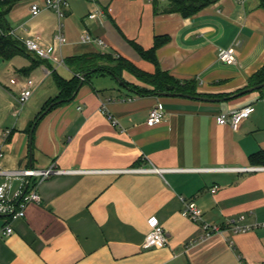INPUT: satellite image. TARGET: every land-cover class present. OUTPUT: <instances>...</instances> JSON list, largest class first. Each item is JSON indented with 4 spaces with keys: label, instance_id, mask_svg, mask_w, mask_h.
<instances>
[{
    "label": "crops",
    "instance_id": "obj_1",
    "mask_svg": "<svg viewBox=\"0 0 264 264\" xmlns=\"http://www.w3.org/2000/svg\"><path fill=\"white\" fill-rule=\"evenodd\" d=\"M43 1L30 0L28 16L15 27L9 23L20 36L40 34L52 51L56 13H31V6ZM168 4L71 0L62 19L68 39L59 51L64 59L108 53L151 74L160 68L219 100L141 94L139 88L151 86L128 70L121 76L129 86L109 72L94 74L73 100L53 107L38 122L32 162L29 125L58 88L54 96L45 90L38 105L24 114L23 107L14 115L12 103L0 118L3 125L10 124L0 127V169L53 166L65 171L37 183L41 200L30 202L23 217L0 216V226L13 227L10 235L0 234V264H264V225L231 229L234 224L264 222V163L250 158L264 150V91L229 98L244 90L264 66V7L261 0H216L185 17L168 12ZM95 11L102 15L89 18ZM43 15L55 18L56 24L51 28L39 19ZM85 30L106 46L83 42ZM157 38L161 43L155 53L144 56L139 48L150 50ZM66 44L71 47L64 56ZM229 46L236 47L237 64L219 57ZM30 54L39 63L33 66L28 57L27 66L15 68V85L21 88L25 76L39 82L37 89L49 78L54 82V62ZM157 105L165 117L149 126V112ZM245 105H251L252 112L237 130L218 123L220 113ZM7 129L11 133L4 140ZM219 167L245 169H211ZM6 181L11 182L8 199L15 200L20 180L0 174V184ZM183 199L195 201L204 219L223 231L202 238L201 224L181 212ZM151 216L166 230L164 247L142 246Z\"/></svg>",
    "mask_w": 264,
    "mask_h": 264
},
{
    "label": "built area",
    "instance_id": "obj_2",
    "mask_svg": "<svg viewBox=\"0 0 264 264\" xmlns=\"http://www.w3.org/2000/svg\"><path fill=\"white\" fill-rule=\"evenodd\" d=\"M71 0H44L43 3H35L31 6V13L33 16H37L45 9L53 10L57 17L58 23L56 27V32L54 34L52 51L47 50L44 45L43 37L40 34H29L28 36H20L15 30L10 29L7 33L17 39H19L25 45L26 49L30 53H34L42 59L52 60L56 66L68 67L64 57L62 56L60 47L67 41L66 35L63 31L62 19L66 15V11L70 6ZM101 11H95L89 14V18H95L100 16ZM81 40L83 42L96 41L100 45L106 46V43L101 38H94V36L87 30L81 35ZM220 59L229 65L237 64V51L235 46H229L223 49L219 54ZM11 83H17V79L12 78ZM39 82L35 81L33 78H27L23 82L20 94L15 99V111L14 115H18L20 110L25 106L26 102L31 98V96L36 91ZM252 112L251 105H245L239 109L232 110L229 112H222L217 116V121L219 124H229L234 130L240 127V124L244 119L248 118ZM109 119L113 124H117L116 118H114L110 113L108 114ZM165 117V113L160 105L154 106L148 115L147 124L149 126H155L160 124ZM11 133L10 129L4 132L3 138L7 140ZM4 156V148L0 145V157ZM210 169L204 168L203 170ZM216 170H243L245 168L236 167H219L211 168ZM150 170V169H146ZM151 170H158L157 168H151ZM65 170L58 169L56 167H50L47 169H11L2 170L0 169V174L6 175L7 178H19L20 186L17 197L15 200H9L8 195L11 189V182L6 181L0 184V214L13 215L14 217H23L25 215L26 206L30 202H39L41 197L36 189V185L40 180H43L53 174L64 172ZM35 179V180H33ZM28 184L26 192L22 195L24 189ZM217 188L214 187L212 192H216ZM184 205L182 208V214L191 219L194 222L201 224L204 234L202 238H208L214 234L221 233L223 228L219 225H214L207 222L204 219V212L201 207H199L195 201L183 199ZM150 224V231L144 236L142 246L144 248L152 247H164L168 244V236L164 226L158 221L155 216H151L148 219ZM264 225L263 223L239 225L234 224L231 228L234 232L248 231L254 227H259ZM13 232V227L10 225L0 226V234L10 235Z\"/></svg>",
    "mask_w": 264,
    "mask_h": 264
},
{
    "label": "trees",
    "instance_id": "obj_3",
    "mask_svg": "<svg viewBox=\"0 0 264 264\" xmlns=\"http://www.w3.org/2000/svg\"><path fill=\"white\" fill-rule=\"evenodd\" d=\"M168 1L169 4L166 9L168 12H181L185 17H189L191 15L198 13L204 7L210 5L216 0H168ZM17 2L18 0H0V59L3 60H11L15 56L25 54L24 52L30 54V52L27 51L23 42H21L19 39L7 33L11 29L10 23L8 21V14L10 13V11ZM261 5L264 7V0H261ZM160 43L161 40L157 38L153 48H151L148 51H145L142 48H139V50L144 56L151 58V56L155 53V50L160 45ZM147 53L149 55H147ZM100 57H107L111 63H115V64H113L112 66H108L106 68L108 70H104L103 68H100V65L98 63ZM65 62L68 68L73 72V76L71 78H66L63 75L59 74L56 70H53V79L58 88V94L55 96V98L52 101L46 102L47 104L44 105V108L38 114V116L52 102H56L57 100H66L68 98L73 97L75 93L77 95L79 91V84L81 81L80 76L83 73H88L84 82H86L92 75L102 74L104 73V71H108L114 76L121 77L122 80L124 81L121 74L124 70H128L141 77L144 81H146V83H148L151 86V88H147V87L141 89L139 88L138 93L141 94H156L157 92L160 91H167L166 86L168 84H171L174 85L173 91L175 92L191 94L194 96L214 95V94H205L198 92L194 82L187 81L181 83L177 79L172 77L168 72L160 68H158L155 73L152 74L147 73L136 68L128 60L121 57L115 58L112 54H108V53H98V54L88 53L82 55H72V56H68L65 59ZM262 82H264V66L249 78L248 85L245 88L254 86ZM124 83L125 85L129 86V83L125 81ZM260 91H264V88L261 89ZM76 95L74 96V98L76 97ZM38 116L35 118V120H33L30 123L29 125L30 131L34 122L37 120ZM250 158L253 162L264 163V150L253 153Z\"/></svg>",
    "mask_w": 264,
    "mask_h": 264
},
{
    "label": "rangeland",
    "instance_id": "obj_4",
    "mask_svg": "<svg viewBox=\"0 0 264 264\" xmlns=\"http://www.w3.org/2000/svg\"><path fill=\"white\" fill-rule=\"evenodd\" d=\"M29 6H30V0H19V2L17 3L16 11L8 17L9 22L13 23L12 25L13 27H15L24 17L28 16ZM39 19L45 21L51 28L56 24V19L48 15H43ZM18 34L20 35L19 32ZM70 47H71L70 44L65 45L63 49L64 56L67 55L68 51H70ZM24 53L25 54L18 55L11 60L0 59V118L2 117V114L4 112L6 113V111L9 109V106L15 102L16 97H18L20 94L21 88L18 85L11 83V79L15 78L14 76H17L16 73L14 72V69L27 66L29 63V58L32 60L31 64L33 66L39 63V61L36 60L34 57H32L31 54L27 52ZM98 63L100 65V68H103L104 70H108L106 69L108 66H112L113 64H115V63H111L107 57H100ZM57 68H58V72L61 73L63 76L67 78L72 77V73L68 69H66L65 66H57ZM104 73H108V71H104ZM27 78L29 77L28 76L23 77L21 82L25 81V79ZM109 80H114V79H112V77H109ZM50 89H51V92H49L50 94L55 93V91L57 93V87L53 82L52 78L47 79L38 89H36V91L31 96V98L26 102L23 108V114L25 113L26 110H30L33 107L37 106L38 102H40V100L44 96L45 90L50 91ZM55 94L52 95L54 96ZM54 98L55 97L50 98L48 102L52 101ZM9 121H13V120H9ZM2 123L3 120H0V127L2 126L6 128L7 125H10L9 123L4 125Z\"/></svg>",
    "mask_w": 264,
    "mask_h": 264
},
{
    "label": "water",
    "instance_id": "obj_5",
    "mask_svg": "<svg viewBox=\"0 0 264 264\" xmlns=\"http://www.w3.org/2000/svg\"><path fill=\"white\" fill-rule=\"evenodd\" d=\"M88 75V73H83L80 77H81V81H80V84H79V89L82 87L83 83H84V80L86 78V76ZM116 79L121 83V84H124V81L122 80V78L120 77H117L116 76ZM167 91H160V92H157L156 94L159 95V96H185V97H189V98H197V99H208V100H219L217 98H208V97H205V96H194V95H191V94H184V93H180V92H175L173 91L174 89V85H171V84H168L167 86ZM264 88V82L262 83H259V84H256L254 86H251V87H248V88H245L244 90L236 93V94H233L231 96H229V98H235V97H238L240 95H243V94H246V93H249V92H253V91H256V90H261ZM76 95V93L74 94V96ZM73 97L71 98H68L66 100H57L56 102H52L37 118V120L34 122L32 128H31V131H30V147H29V159L30 161L32 162V159H33V133H34V130L38 124V122L53 108L55 107L56 105L64 102V101H71L73 100ZM229 98H224L225 100L226 99H229ZM28 188V184L26 186V188L24 189L22 195L26 192ZM6 214H0V216H5Z\"/></svg>",
    "mask_w": 264,
    "mask_h": 264
}]
</instances>
